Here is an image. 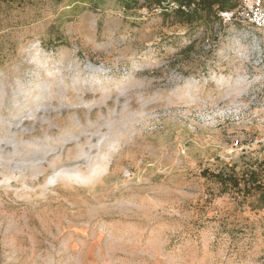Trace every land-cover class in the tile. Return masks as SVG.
Returning <instances> with one entry per match:
<instances>
[{
    "label": "rangeland",
    "instance_id": "rangeland-1",
    "mask_svg": "<svg viewBox=\"0 0 264 264\" xmlns=\"http://www.w3.org/2000/svg\"><path fill=\"white\" fill-rule=\"evenodd\" d=\"M222 21L0 0V264H264L260 194L207 176L264 185V30Z\"/></svg>",
    "mask_w": 264,
    "mask_h": 264
},
{
    "label": "trees",
    "instance_id": "trees-1",
    "mask_svg": "<svg viewBox=\"0 0 264 264\" xmlns=\"http://www.w3.org/2000/svg\"><path fill=\"white\" fill-rule=\"evenodd\" d=\"M4 2H27L30 0H2ZM124 11L146 9L149 12L159 9L165 18H173L177 23L188 27L201 26L212 28L215 23L222 26V13L233 12L238 7V0H116ZM193 41L182 51L184 54L193 49ZM206 176V174H204ZM222 187L223 192H236L242 197L258 192L264 202V185L252 170L244 176L235 174L233 168L225 171L208 173ZM264 204V203H263Z\"/></svg>",
    "mask_w": 264,
    "mask_h": 264
},
{
    "label": "built area",
    "instance_id": "built-area-1",
    "mask_svg": "<svg viewBox=\"0 0 264 264\" xmlns=\"http://www.w3.org/2000/svg\"><path fill=\"white\" fill-rule=\"evenodd\" d=\"M238 7L234 12L222 13L223 19H242L249 21L251 25L264 30V9L260 0H238Z\"/></svg>",
    "mask_w": 264,
    "mask_h": 264
}]
</instances>
